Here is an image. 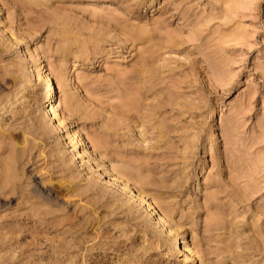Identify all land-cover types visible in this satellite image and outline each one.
<instances>
[{
  "label": "rangeland",
  "instance_id": "374dc122",
  "mask_svg": "<svg viewBox=\"0 0 264 264\" xmlns=\"http://www.w3.org/2000/svg\"><path fill=\"white\" fill-rule=\"evenodd\" d=\"M166 227L264 264V0H0V264H190Z\"/></svg>",
  "mask_w": 264,
  "mask_h": 264
},
{
  "label": "bare ground",
  "instance_id": "6f19581e",
  "mask_svg": "<svg viewBox=\"0 0 264 264\" xmlns=\"http://www.w3.org/2000/svg\"><path fill=\"white\" fill-rule=\"evenodd\" d=\"M36 61H39L38 57L37 59L32 60L33 63ZM33 69V77L35 78L41 89L42 101L44 104V107L40 111L41 113L39 114V121H37V123L39 124L40 128L43 129H48V127H53L57 129L59 128V126L64 124L69 114V105L67 102L64 111L60 113L59 110L60 98L57 96L56 90L60 88V81H57V83H55L54 85L50 76V72L47 70V65H45L42 61L38 65H34ZM211 134L213 135V137H216L215 132ZM70 137L73 140L75 139L79 143H82V140L80 138V131L73 132ZM10 174L11 170L9 168L3 169L4 179L2 183H8L12 179V177H10ZM127 185L128 184L126 180L124 181V188H126ZM134 198H136L140 204H145L147 209L152 208V205L145 200V197L142 196L141 193H137ZM153 211L154 210L151 209L150 213H152ZM155 222L157 224H162V229L164 228V224H166V220L161 214L157 215ZM163 233L165 235V243H173L176 241L179 242L180 240V243H178L177 248L174 245L172 246V248H176V252L178 253V255L184 256L185 263L194 264L197 252L189 248L188 243L185 241L184 234L180 232L179 229L172 230L170 227H166Z\"/></svg>",
  "mask_w": 264,
  "mask_h": 264
}]
</instances>
